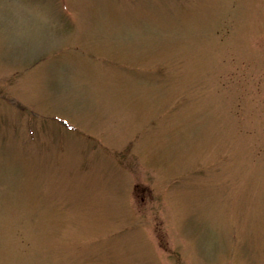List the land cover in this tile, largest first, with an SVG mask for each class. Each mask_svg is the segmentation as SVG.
<instances>
[{"label": "rangeland", "instance_id": "1", "mask_svg": "<svg viewBox=\"0 0 264 264\" xmlns=\"http://www.w3.org/2000/svg\"><path fill=\"white\" fill-rule=\"evenodd\" d=\"M0 264H264V0H0Z\"/></svg>", "mask_w": 264, "mask_h": 264}]
</instances>
